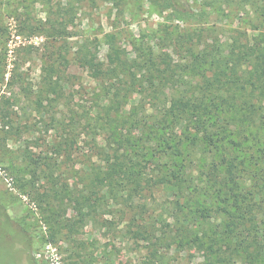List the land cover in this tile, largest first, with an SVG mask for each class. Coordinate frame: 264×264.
Wrapping results in <instances>:
<instances>
[{"label": "rangeland", "instance_id": "rangeland-1", "mask_svg": "<svg viewBox=\"0 0 264 264\" xmlns=\"http://www.w3.org/2000/svg\"><path fill=\"white\" fill-rule=\"evenodd\" d=\"M189 1L196 13L192 21L170 20L147 0H0V210L13 230L31 238L29 246L12 239L11 247L0 222V264L14 259L29 264V258L35 264L213 262L208 250L183 241L147 244L129 229L131 212L120 198H92L87 185L91 124L99 109L109 105V97L105 79L95 76L82 57L107 65L113 57L107 35L114 36L115 48L132 67L142 50L178 60L174 36L181 33L190 32L192 41L200 39V44H224L237 37L245 41L257 34L247 8L225 7L220 0L212 6L205 5L209 0ZM138 97L108 115L123 133L127 112ZM254 143L241 152L243 171L237 175L245 190L257 191L254 208L262 230L256 241L263 248L257 262L233 255L227 264H264V165L256 158L264 148V130ZM28 154L47 157L50 167L32 168L31 174ZM207 161V153L193 155L188 172L195 180L204 176ZM177 195L174 186L161 184L136 196L147 202L148 214L161 224L165 217L173 222ZM204 203L210 207L209 220L215 222L220 216L216 200ZM196 217L190 219L195 228L200 227ZM154 249L158 253L153 254Z\"/></svg>", "mask_w": 264, "mask_h": 264}, {"label": "trees", "instance_id": "trees-1", "mask_svg": "<svg viewBox=\"0 0 264 264\" xmlns=\"http://www.w3.org/2000/svg\"><path fill=\"white\" fill-rule=\"evenodd\" d=\"M214 1L205 5L212 6ZM147 2L155 11L166 12L170 20L192 21L196 17L189 0ZM220 2L225 7L233 4L247 8L245 13L257 34L245 41L237 37L224 44H200V39L192 41L190 32L181 33L174 36L180 48L178 60L166 61L142 50L135 55L132 67L115 48L114 36L107 35L106 44L113 52L109 65L81 58L95 76L105 79L104 93L109 97V105L99 109L91 124L87 185L91 186L92 198H120L131 212L129 229L147 244L174 240L197 245L209 251L214 259L210 264H227L233 255L257 262L263 248L256 241L262 230L254 208L257 191L245 190L237 174L243 171L244 147L254 146L255 137L264 130V0ZM50 88L54 91L51 85ZM135 95L138 101L127 112L123 133L111 125L108 115ZM197 151L207 153L208 161L204 176L195 180L188 172V164ZM27 157L32 167L26 168L31 174L35 173L32 168L50 167V159L45 156ZM256 158L264 165V148ZM146 166L148 171L143 170ZM161 184L174 186L178 193L171 223L167 217L157 223L148 214L147 202L136 196ZM204 199L216 200L215 211L220 216L215 222L209 220L210 207ZM195 217L200 227L195 228L190 220ZM0 222L11 247L16 238L30 245L31 238L26 232L13 230L2 210ZM20 251L15 250L16 257ZM12 262L17 264L16 259ZM28 263L35 261L29 258Z\"/></svg>", "mask_w": 264, "mask_h": 264}, {"label": "built area", "instance_id": "built-area-1", "mask_svg": "<svg viewBox=\"0 0 264 264\" xmlns=\"http://www.w3.org/2000/svg\"><path fill=\"white\" fill-rule=\"evenodd\" d=\"M4 174V169L3 167L0 165V175H3Z\"/></svg>", "mask_w": 264, "mask_h": 264}]
</instances>
